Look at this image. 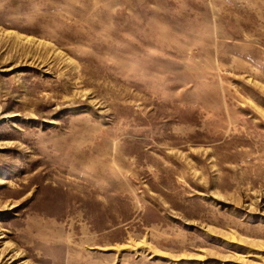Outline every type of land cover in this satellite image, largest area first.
Masks as SVG:
<instances>
[{
	"label": "rangeland",
	"instance_id": "374dc122",
	"mask_svg": "<svg viewBox=\"0 0 264 264\" xmlns=\"http://www.w3.org/2000/svg\"><path fill=\"white\" fill-rule=\"evenodd\" d=\"M1 264H264V0H0Z\"/></svg>",
	"mask_w": 264,
	"mask_h": 264
},
{
	"label": "bare ground",
	"instance_id": "6f19581e",
	"mask_svg": "<svg viewBox=\"0 0 264 264\" xmlns=\"http://www.w3.org/2000/svg\"><path fill=\"white\" fill-rule=\"evenodd\" d=\"M0 264H1V262H0Z\"/></svg>",
	"mask_w": 264,
	"mask_h": 264
}]
</instances>
